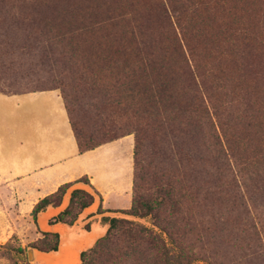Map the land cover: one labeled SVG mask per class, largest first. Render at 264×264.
<instances>
[{"label": "rangeland", "instance_id": "1", "mask_svg": "<svg viewBox=\"0 0 264 264\" xmlns=\"http://www.w3.org/2000/svg\"><path fill=\"white\" fill-rule=\"evenodd\" d=\"M194 7L193 28L181 25L185 32L198 30L203 37L185 34L184 43L195 46L196 59L209 53L200 62L219 75L206 82L202 92L211 129L205 120L195 127L188 108L172 113L174 121L161 122L147 119L128 95L112 96L111 81H118L122 90L127 79L111 73L113 62L121 61L111 56V43L101 32L68 25L60 29L57 43L39 31L0 30V91L11 95L56 89L82 142L120 136L111 162L120 167L124 156L126 181L131 173V183L138 134L141 193L156 205L144 218L107 213L136 229L114 230L91 264H167L154 238L172 243L173 258L182 264H264V130L257 124L264 123V0H197ZM225 23L230 32L220 37ZM243 43L248 45L245 50L239 49ZM220 66L224 72L219 74ZM11 107L5 106L1 117L4 144L13 136ZM259 109V119H243ZM214 136H219L225 158L218 154ZM241 139L248 141V149L239 147ZM87 192L100 202L94 190ZM14 197L5 180L0 187V264H41L29 263L26 253L20 258L17 252L18 247L41 246L37 239L42 233L31 214L37 202L25 189ZM123 205L130 208L131 202L124 199Z\"/></svg>", "mask_w": 264, "mask_h": 264}, {"label": "trees", "instance_id": "2", "mask_svg": "<svg viewBox=\"0 0 264 264\" xmlns=\"http://www.w3.org/2000/svg\"><path fill=\"white\" fill-rule=\"evenodd\" d=\"M180 2L182 0H0V30L39 31L56 42L62 35L60 29L68 25L88 29L92 34L101 32L104 34V39L111 43V56L121 61L119 64L113 62L111 73H115L116 77L123 74L127 79L124 85L121 84L122 90L118 81L117 83L111 81L112 96L121 93L120 97L115 96L121 99L128 95L136 107H142L147 119L153 117L161 122L174 121L172 113H183V110L188 108L190 116L193 115L196 119L192 121L195 127L199 126V121L202 124L205 120L206 126L211 129L213 124L209 120L202 92L206 82L213 81L212 78L218 80L219 75L211 66L207 68L206 64L202 63L209 53L205 51L201 60L196 59L195 46L189 48L186 42L184 43L185 34L203 37V33L198 30L192 34L185 32L181 25L185 23L189 28H193L191 22L197 20V8L194 7L197 0H193V3L187 6ZM104 6L106 11L102 12ZM226 31L230 32L227 23L224 24V32H220L219 36L222 37ZM247 48L248 45L243 43L239 49ZM217 70L219 74L224 72L221 66ZM66 111L80 153L120 138V136L111 135L103 142L84 143L70 119L67 108ZM262 114L263 112L259 109L256 115L245 114L243 119L255 121ZM257 124L264 130V123L261 120ZM135 139L131 205L130 208L111 210V212L144 218L151 213L156 202L150 196L141 193L138 134L135 135ZM242 139L239 147L242 150L248 149V141L244 143ZM213 143L216 149L218 146V154L225 158L226 153L223 147L221 148L219 136H214ZM76 182L88 184L94 190L87 176H82ZM71 184L59 186L54 193L45 196L34 205L31 214L35 224L37 213L45 210L49 205L57 206L61 196ZM157 190L162 192L159 188ZM95 193L102 201L100 194L97 191ZM165 195L169 197L170 191L167 190ZM93 202L94 197L90 193L76 190L72 194L69 207L53 218L50 223L62 222L73 225L78 214ZM158 203L163 205V202ZM74 205H77L76 212H74ZM97 212L104 211L99 207ZM100 221L108 226L106 234L96 240L93 247L81 252V264L92 263L93 256L98 253L104 242L110 240L109 237L114 230L120 229L126 233L136 229L131 222L118 216H103ZM85 229L88 230L89 226L86 225ZM161 232L164 231L161 230ZM154 239L158 242L165 263L182 264L181 261L173 258L176 253L172 243L159 238ZM37 242L41 243V246L38 244L32 246L45 252L57 251L60 237L56 233H42V238H39ZM17 252L21 258L25 248L18 247ZM24 262H26L25 259Z\"/></svg>", "mask_w": 264, "mask_h": 264}, {"label": "crops", "instance_id": "3", "mask_svg": "<svg viewBox=\"0 0 264 264\" xmlns=\"http://www.w3.org/2000/svg\"><path fill=\"white\" fill-rule=\"evenodd\" d=\"M0 106V129L5 128L1 124L5 106H12L8 115L13 128V136L5 144L0 139V187L6 180L15 199L16 193L25 189L36 203L63 184L83 183L76 180L87 176L102 201L84 208L73 225L54 223V229L63 246L84 242L79 252L91 246L106 234L108 226L101 223V217L111 210L126 209L124 199L131 202V173L127 182L124 156L120 167L111 162L116 140L80 153L63 98L56 89L11 95L0 92ZM98 207L104 212L98 213ZM87 223L88 230L83 228Z\"/></svg>", "mask_w": 264, "mask_h": 264}, {"label": "water", "instance_id": "4", "mask_svg": "<svg viewBox=\"0 0 264 264\" xmlns=\"http://www.w3.org/2000/svg\"><path fill=\"white\" fill-rule=\"evenodd\" d=\"M85 188V189H84ZM87 189H91L88 185L86 184H83V183H75V184H71L66 190L65 192L63 193V195L61 196V200L59 202V204L57 206H51V207H48L46 208L45 210L43 211H40L39 213H37L36 215V226L37 228L39 229V231L41 233H56L58 234V232L56 231H46L43 227V218L44 217H47V223H46V226L47 227H52L54 226L55 224L54 223H50V221L57 217L61 212L65 211L69 205H70V202H71V198H72V194L74 191L76 190H83V191H86L87 192ZM62 247H65L63 245H61V243H59V247L57 249V251H50V252H45V251H42L38 248H35V247H28L25 251V258L27 260V262L31 263V262H38V263H41V261L38 259L39 256H42L43 255H52L53 257H56L60 255L61 253V248ZM79 252V251H78ZM81 252H79V256H78V259H79V264H81ZM38 256V258H37ZM43 264V263H41Z\"/></svg>", "mask_w": 264, "mask_h": 264}, {"label": "bare ground", "instance_id": "5", "mask_svg": "<svg viewBox=\"0 0 264 264\" xmlns=\"http://www.w3.org/2000/svg\"><path fill=\"white\" fill-rule=\"evenodd\" d=\"M85 189V188H84ZM89 189H87L88 191ZM47 217L43 218V227L46 231H55L54 226L52 227H47L46 226V221ZM83 243L76 244L75 246H65L61 248V253L59 256L53 257L52 255H43L42 256H37V258L41 261L43 264H79V249L84 246Z\"/></svg>", "mask_w": 264, "mask_h": 264}]
</instances>
